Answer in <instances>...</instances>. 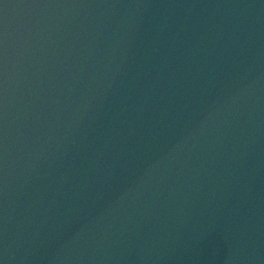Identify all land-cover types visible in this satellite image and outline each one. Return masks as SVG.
Instances as JSON below:
<instances>
[{
  "label": "water",
  "instance_id": "95a60500",
  "mask_svg": "<svg viewBox=\"0 0 264 264\" xmlns=\"http://www.w3.org/2000/svg\"><path fill=\"white\" fill-rule=\"evenodd\" d=\"M0 264H264V0H0Z\"/></svg>",
  "mask_w": 264,
  "mask_h": 264
}]
</instances>
